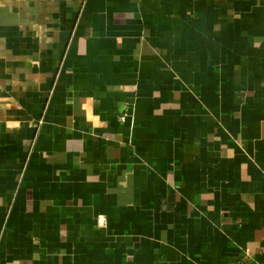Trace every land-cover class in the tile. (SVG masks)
Instances as JSON below:
<instances>
[{"label":"crops","instance_id":"1","mask_svg":"<svg viewBox=\"0 0 264 264\" xmlns=\"http://www.w3.org/2000/svg\"><path fill=\"white\" fill-rule=\"evenodd\" d=\"M264 264V0H0V264Z\"/></svg>","mask_w":264,"mask_h":264},{"label":"built area","instance_id":"2","mask_svg":"<svg viewBox=\"0 0 264 264\" xmlns=\"http://www.w3.org/2000/svg\"><path fill=\"white\" fill-rule=\"evenodd\" d=\"M256 264H261V263H256Z\"/></svg>","mask_w":264,"mask_h":264}]
</instances>
